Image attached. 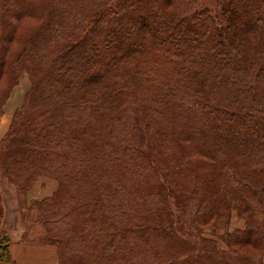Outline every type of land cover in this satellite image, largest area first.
<instances>
[{"label":"trees","instance_id":"obj_1","mask_svg":"<svg viewBox=\"0 0 264 264\" xmlns=\"http://www.w3.org/2000/svg\"><path fill=\"white\" fill-rule=\"evenodd\" d=\"M197 1L0 0V73L8 16L42 18L13 61L41 126L4 170L23 194L59 180L37 217L60 264H229L188 254L172 216L192 207L213 227L238 203L239 241L264 236V0H220L226 22Z\"/></svg>","mask_w":264,"mask_h":264},{"label":"rangeland","instance_id":"obj_2","mask_svg":"<svg viewBox=\"0 0 264 264\" xmlns=\"http://www.w3.org/2000/svg\"><path fill=\"white\" fill-rule=\"evenodd\" d=\"M23 2H28L29 5L38 10L39 5L46 4L48 0H23ZM195 10L208 11L209 14L218 20L226 22L223 18L224 12L221 8L220 0H198ZM36 15L33 12L21 14L18 18H13L12 15L8 16L13 23L11 24L14 31L11 39L7 41L4 57L6 62L0 73L1 177H10L4 170L6 160L21 158L27 150L35 147L33 139L39 130L38 127L41 126L39 107H33L35 102L31 101L32 78L27 71L18 72V69L13 66L14 57L24 45L23 42L31 36V32L41 22V16ZM93 76V74L90 75L89 81L94 80ZM186 155L194 157L199 154L190 150V152H186ZM208 160L210 159L207 158ZM189 163L187 167H191ZM51 178L56 182L55 190L47 197L32 200H29L27 193L23 194L16 187V184L11 181L16 188L21 219L27 228V233L33 232V234L35 233L34 236L36 235L39 239L45 236L48 228L37 217V206L41 202H48V199L54 195L59 186V180L54 177ZM195 212V207H192L184 212L183 217L180 216L178 211L174 212L175 214L172 216L173 229H176L182 239L186 242L188 241L193 248L188 254L193 252L208 253L213 258L229 264H264V236L261 240L259 239L253 243L244 239V241L240 242L241 237L236 235V232L244 231L247 228L249 229V234H251L248 222L250 219L246 217L238 203H232L231 207L224 211L219 224L213 227L201 226L199 219L197 217L196 219L194 218ZM1 235L2 231H0V240ZM25 237L27 238L26 234ZM57 264H60V260H58Z\"/></svg>","mask_w":264,"mask_h":264},{"label":"crops","instance_id":"obj_3","mask_svg":"<svg viewBox=\"0 0 264 264\" xmlns=\"http://www.w3.org/2000/svg\"><path fill=\"white\" fill-rule=\"evenodd\" d=\"M56 188L53 178L38 177L27 192V198L42 199ZM0 231L5 232L9 242V253L16 264H57L58 249L54 244H45L37 240L33 232L21 219L15 185L6 177L0 176ZM26 232V233H25ZM25 234L27 238L25 237ZM37 238V239H36Z\"/></svg>","mask_w":264,"mask_h":264}]
</instances>
